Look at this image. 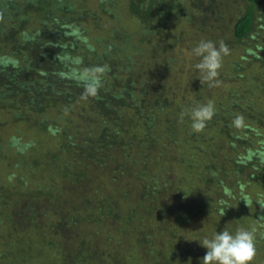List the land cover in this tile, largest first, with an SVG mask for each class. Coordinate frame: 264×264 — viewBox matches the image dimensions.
Returning <instances> with one entry per match:
<instances>
[{
	"label": "trees",
	"instance_id": "obj_1",
	"mask_svg": "<svg viewBox=\"0 0 264 264\" xmlns=\"http://www.w3.org/2000/svg\"><path fill=\"white\" fill-rule=\"evenodd\" d=\"M260 1L0 0V264H203L196 240L244 222L264 264V167L248 159L264 154ZM106 14L122 25L104 32ZM201 40L227 49L212 87L194 68ZM65 55L106 68L95 97ZM209 102L196 131L191 110ZM13 135L34 146L18 153Z\"/></svg>",
	"mask_w": 264,
	"mask_h": 264
},
{
	"label": "clouds",
	"instance_id": "obj_2",
	"mask_svg": "<svg viewBox=\"0 0 264 264\" xmlns=\"http://www.w3.org/2000/svg\"><path fill=\"white\" fill-rule=\"evenodd\" d=\"M90 50H94L92 45H88ZM194 57L199 58V62L194 65L198 70V74L202 77L204 82H207L209 87L215 86L219 83L217 77L219 70L222 67L223 55L226 54L227 49L221 45L217 47L216 44L210 40H201L195 47L191 49ZM64 62L68 66L66 73L72 79L83 85L84 96L95 97L103 86V75L106 72L104 66L95 67H81L82 58L73 56H64ZM5 64L9 63V59H4ZM215 109L211 102L204 105H196L191 110L192 127L196 131L204 129L206 122L214 115ZM237 126L241 123L239 119L235 122ZM53 131V129H50ZM10 145L18 153H25L34 146L32 141H24L22 137L13 135L10 137ZM252 156H259L261 162H264V154L251 153L248 159ZM246 203L251 201L245 200ZM261 206L264 202L258 201ZM199 241L200 245L207 251L202 258L203 264H252L256 256L255 246V230L246 228H238L235 232L229 230L217 231L209 238L204 236Z\"/></svg>",
	"mask_w": 264,
	"mask_h": 264
},
{
	"label": "rangeland",
	"instance_id": "obj_3",
	"mask_svg": "<svg viewBox=\"0 0 264 264\" xmlns=\"http://www.w3.org/2000/svg\"><path fill=\"white\" fill-rule=\"evenodd\" d=\"M85 1V5H86V7H88L89 9H94V8H96V10H97V0H84ZM259 5H262V6H264V0H261L260 1V4ZM106 9H107V11H110V12H107V14L110 16V13H114V16H116L115 15V7H113V9L109 6V5H107L106 7H105ZM120 14H121V18L120 19H123V18H126L127 16H125V13L123 12V10H121L120 12H119ZM106 14V16H104V19L102 18V17H100V19H98V22H100L101 21V25H102V29L103 30H105L104 32H107V29L110 31L111 30V24H116V25H122L121 24V21L119 20V18L117 17V21L115 20V21H113V20H111L109 17H108V15ZM127 23V22H126ZM258 23H263V22H258ZM96 23H94V21L93 20H91V19H87L86 20V27H89V28H91V29H93L94 27H96V25H95ZM127 25V26H126ZM125 26L126 27H124V31L125 32H129L130 33V31H129V29H133V28H136V27H133V26H135L134 25V23H133V21H131L130 22V20H129V23H127ZM129 27V28H128ZM97 28V27H96ZM101 29V27L98 29V30H102ZM186 37V36H185ZM135 38H133V40H134ZM183 53L181 52V51H179V53L177 54L178 56H179V58L180 57H182L183 55H182ZM9 133H11L10 132V129H8L7 128V130L3 133V135H8ZM24 133L26 134L25 135V139H29L31 136H34V133H36V130H32V131H24ZM0 137H2L1 135H0ZM3 138V137H2ZM262 142L264 143V136H263V140H262ZM262 163V167H264V162H261ZM264 171V170H263ZM262 175H263V177H264V173H262ZM253 193H254V195H256L257 196V198H258V200L260 201V202H264V185L263 186H260V185H258L257 187H255V189H253ZM221 203H219V206H221L220 205ZM255 209H257V210H259L260 212H264V206H261V203H255ZM255 221H257V222H255ZM254 222L255 223H252V225L251 226H254L256 229H260V230H262V231H264V219H262L261 217L258 219V218H256V220H255ZM246 222H244V223H242V225H240V227H243V226H245L244 224H245ZM262 258V253L261 252H257L256 251V256H255V262H256V260L258 259V260H260Z\"/></svg>",
	"mask_w": 264,
	"mask_h": 264
}]
</instances>
